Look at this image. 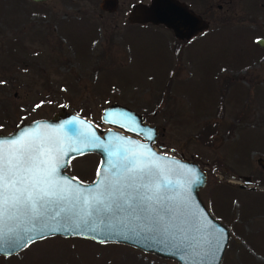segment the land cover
<instances>
[{"label": "rangeland", "instance_id": "rangeland-1", "mask_svg": "<svg viewBox=\"0 0 264 264\" xmlns=\"http://www.w3.org/2000/svg\"><path fill=\"white\" fill-rule=\"evenodd\" d=\"M98 1L0 0V132L60 106L102 130L101 108L124 104L156 125L160 150L205 170L199 197L229 233L219 264H264V166L256 162L264 159V49L255 42L264 9L248 19L237 7L219 24L217 0H208L212 16L178 40L163 24L132 18L149 0H117L111 12ZM179 1L202 18L198 0ZM97 160L72 157L65 171L90 181ZM0 264L175 262L118 242L50 235L0 255Z\"/></svg>", "mask_w": 264, "mask_h": 264}, {"label": "water", "instance_id": "water-1", "mask_svg": "<svg viewBox=\"0 0 264 264\" xmlns=\"http://www.w3.org/2000/svg\"><path fill=\"white\" fill-rule=\"evenodd\" d=\"M98 7L103 11H114L117 7V0H99ZM139 12V17L135 16V19L133 16L132 18L138 21L163 24L172 30L176 38L188 39L203 27L202 19L179 0H149ZM262 27L264 28V22ZM256 42L264 48V35L258 37ZM99 117L102 122L109 125L102 131H99L84 115L60 106L48 117L16 122L8 132H0V140L16 139L25 132L37 129L40 135H46L49 129L64 124L65 128L61 135L64 138V149L67 154H60L59 164L61 166L58 168V179H61L66 187L79 189L81 192L95 189L105 175L115 180L117 176L113 173L117 170L111 167L109 161L118 163L125 154V150L147 153L158 166L157 171L160 173L157 178L158 182L161 185L165 180L172 182L169 195L175 198L172 203L177 212L175 218L170 214L165 217L164 222L180 224L184 219L189 221L188 224L181 225L186 229L183 235L188 237L185 248L177 250L168 242L166 234L150 231L143 219L129 217L127 213H120L114 218L110 217V227L100 223L97 218L96 224L93 225L95 230L87 228L65 230L49 218L47 222L56 227V231L51 232L50 229L45 228L42 233L43 237L50 235L80 236L99 242H118L158 257L172 259L175 264H219L229 233L227 227L211 215L199 197L198 190L206 180L205 170L194 160L184 158L182 155L169 154L154 147L157 136L156 125L145 121L144 116L134 109L112 101L101 108ZM67 121H76V123L68 125ZM79 121L85 123L81 124ZM70 128L81 133H95L98 138L95 144L98 146L86 147L69 131ZM109 152L114 155L109 156ZM85 153L96 154L98 160L93 179L82 182L67 174L65 167L70 158ZM152 153H155V156H151ZM256 162L261 167L264 166L263 158L257 157ZM98 170L100 171L99 177ZM243 180L248 179L244 176ZM28 229L32 230L28 231ZM3 231L4 235L0 237V255L12 254L23 247H17L16 243L23 241L28 243L30 242L29 236L35 240L40 239L38 237L41 235L32 228L31 222L26 218L6 221Z\"/></svg>", "mask_w": 264, "mask_h": 264}, {"label": "snow or ice", "instance_id": "snow-or-ice-1", "mask_svg": "<svg viewBox=\"0 0 264 264\" xmlns=\"http://www.w3.org/2000/svg\"><path fill=\"white\" fill-rule=\"evenodd\" d=\"M73 123L76 121L66 122L68 125ZM64 128L65 125L61 124L49 129L46 135H40L37 129L16 139L0 140V237L4 235L6 221L21 218L30 221L32 228L41 234L38 238H43V229L56 231V227L47 222L49 218L65 230H95L93 225L97 218L110 227V217L127 213L129 217L143 219L150 231L166 234L168 242L177 250L185 248L188 237L183 235L186 229L181 225L189 221L184 219L180 224L164 222L166 216L171 214L175 218L177 212L172 203L175 198L169 195L172 182L165 180L163 185L158 182V166L147 153L125 150L118 163L109 161L117 170L113 173L117 176L115 180L105 175L95 189L85 192L71 189L58 179L60 154H67L61 135ZM69 131L86 147L98 146L95 133H81L74 128ZM97 175L100 176L99 170ZM33 239L28 237L29 241ZM26 245L27 241L16 243L17 247Z\"/></svg>", "mask_w": 264, "mask_h": 264}, {"label": "flooded vegetation", "instance_id": "flooded-vegetation-1", "mask_svg": "<svg viewBox=\"0 0 264 264\" xmlns=\"http://www.w3.org/2000/svg\"><path fill=\"white\" fill-rule=\"evenodd\" d=\"M198 3L202 7V18L201 19L202 20H205V19L207 20L208 17H211L212 16V13H213V9L215 8L216 15H215V12H214V17L218 18V20L220 21L219 24H223V23L224 24H227V23L231 22L230 21L231 20L230 18H233L234 17L233 16V11L237 7L241 8L242 9L241 10L242 12L249 13L248 14V19H250V17H252V15L254 13L257 14L258 12H263V9H264V0H217L215 2V7L214 8L210 5V2H208V0H198ZM189 10L192 11L191 9H189ZM193 13H195V12H193ZM246 16L247 15H245L244 18H247ZM263 22L264 21H261L260 26L264 30V28L262 27ZM213 29H211L210 27L207 28V26H206V27L203 28V31L204 32L205 31H212ZM171 32H172V30H171ZM263 35H264V33H262L259 36H257L255 38V42H256V39L258 37H261ZM177 39L178 40H181L182 38H177ZM176 44H177V42H176ZM261 48H263V47H261ZM144 119H145V117H144Z\"/></svg>", "mask_w": 264, "mask_h": 264}, {"label": "trees", "instance_id": "trees-1", "mask_svg": "<svg viewBox=\"0 0 264 264\" xmlns=\"http://www.w3.org/2000/svg\"><path fill=\"white\" fill-rule=\"evenodd\" d=\"M0 5L2 6V4H0ZM178 59H179V53H178V51H175V64H174V67L177 66V63L179 62ZM174 67L171 69V71L174 70ZM169 79H171V77L170 78L169 77L167 78V83L170 82ZM166 92H167V89H165V88L163 90H161L160 97L164 96L166 94ZM211 124H214V123H211Z\"/></svg>", "mask_w": 264, "mask_h": 264}, {"label": "bare ground", "instance_id": "bare-ground-1", "mask_svg": "<svg viewBox=\"0 0 264 264\" xmlns=\"http://www.w3.org/2000/svg\"><path fill=\"white\" fill-rule=\"evenodd\" d=\"M136 14H137V15H136ZM138 14H139V13H134V14H133V16H134V15H136V17H139V15H138ZM134 17H135V16H134ZM136 17H135V19H136Z\"/></svg>", "mask_w": 264, "mask_h": 264}]
</instances>
